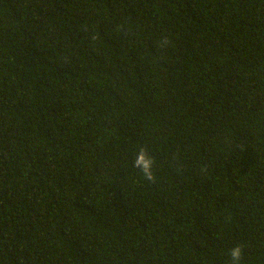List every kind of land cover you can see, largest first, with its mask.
Listing matches in <instances>:
<instances>
[{
    "label": "trees",
    "instance_id": "obj_1",
    "mask_svg": "<svg viewBox=\"0 0 264 264\" xmlns=\"http://www.w3.org/2000/svg\"><path fill=\"white\" fill-rule=\"evenodd\" d=\"M237 245L264 264V0H0V264Z\"/></svg>",
    "mask_w": 264,
    "mask_h": 264
},
{
    "label": "clouds",
    "instance_id": "obj_2",
    "mask_svg": "<svg viewBox=\"0 0 264 264\" xmlns=\"http://www.w3.org/2000/svg\"><path fill=\"white\" fill-rule=\"evenodd\" d=\"M155 166L156 161L150 154V151L141 147L136 154L134 167L139 171L144 180L152 182L155 181ZM227 255L230 258L231 264H240L243 257V249L237 245L229 249Z\"/></svg>",
    "mask_w": 264,
    "mask_h": 264
}]
</instances>
